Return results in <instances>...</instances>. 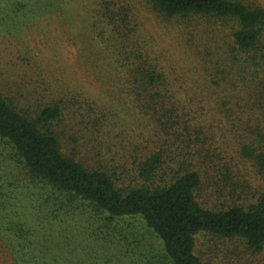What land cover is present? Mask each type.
Instances as JSON below:
<instances>
[{"label":"rangeland","instance_id":"obj_1","mask_svg":"<svg viewBox=\"0 0 264 264\" xmlns=\"http://www.w3.org/2000/svg\"><path fill=\"white\" fill-rule=\"evenodd\" d=\"M243 1L264 9V0ZM235 28L227 19L166 17L148 0H0V94L29 118L57 103L62 152L117 187L141 186L139 163L160 151L154 183L192 167L203 207L251 203L264 177L240 150L254 144V130L264 134V91L236 70ZM150 67L176 107L167 130L137 98ZM54 190L0 139V264H171L141 217L110 221ZM194 250L205 264H264V246L254 252L239 238L199 233Z\"/></svg>","mask_w":264,"mask_h":264},{"label":"trees","instance_id":"obj_2","mask_svg":"<svg viewBox=\"0 0 264 264\" xmlns=\"http://www.w3.org/2000/svg\"><path fill=\"white\" fill-rule=\"evenodd\" d=\"M148 1L166 17L200 16L234 22L236 28L231 33V49L235 56H240L236 57L240 65L236 70L241 78L254 81L256 90L264 91L262 7L251 6L243 0ZM53 4L57 7V3ZM139 81L137 98L144 113L165 130L174 126L176 107L165 94L162 74L150 67L145 69ZM60 112V106L55 103L43 106L29 118L0 94V139L12 147L32 177L56 189L55 192H62L63 196L88 202L98 212L106 214L107 220L141 217L162 242L171 264H205L194 250L195 236L199 233L239 238L254 252L261 251L264 246V181L254 202L209 209L196 200L201 177L192 167L182 165L169 179L153 182L163 166V155L157 151L138 165L137 176L143 184L122 189L116 185L118 180L106 171L88 168L77 158L62 152L53 128ZM258 132V128L254 130V144L244 145L240 152L254 160V166L264 177V134ZM200 152L203 157L207 156L204 149L200 148Z\"/></svg>","mask_w":264,"mask_h":264}]
</instances>
